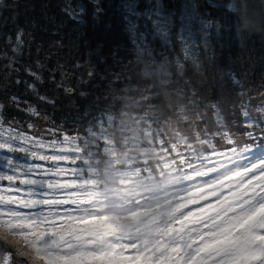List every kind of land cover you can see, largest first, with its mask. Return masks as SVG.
<instances>
[{
	"label": "snow or ice",
	"instance_id": "obj_1",
	"mask_svg": "<svg viewBox=\"0 0 264 264\" xmlns=\"http://www.w3.org/2000/svg\"><path fill=\"white\" fill-rule=\"evenodd\" d=\"M149 2L145 16L152 39L163 46L160 59L149 33L138 31L129 19L132 59L125 63L113 53L121 70L112 73L110 87L131 81L127 69L144 81L158 78L162 86L186 75L189 63L201 69V47L206 52L210 45L206 31L199 42L192 31L195 3L185 5L176 34L183 59H173L166 53L175 51V21L161 0ZM64 11L78 18L71 7ZM127 11L141 16L134 4ZM200 22L203 29L212 26ZM22 36L18 31L13 52L23 44ZM129 90L116 92L114 104ZM145 91L149 94L141 93L140 101L155 107L160 94ZM189 91L193 98L202 95L195 88H179L188 102L178 110L172 105L168 115L145 111L118 124L111 111L102 110L86 135L55 125L40 131L32 122L29 134L21 121L0 114V182H8L0 184V264H264V103L256 108L259 118L241 103L239 118L231 120L211 103L216 126L210 129L207 113L188 99ZM10 102L20 106L17 96ZM3 108L0 104V113ZM21 110L41 115L35 107ZM172 120L178 122L174 139L160 126ZM179 122L192 134L182 133Z\"/></svg>",
	"mask_w": 264,
	"mask_h": 264
},
{
	"label": "trees",
	"instance_id": "obj_2",
	"mask_svg": "<svg viewBox=\"0 0 264 264\" xmlns=\"http://www.w3.org/2000/svg\"><path fill=\"white\" fill-rule=\"evenodd\" d=\"M161 3L165 14H171L175 21L171 30L175 51L166 53L173 59L176 55L183 59L176 34L185 5L195 3L197 20L192 22V31L198 42L201 32L206 31L210 45L206 52L201 47V69L197 71L187 64L186 75L174 76L168 86H162L158 78L141 80L136 72L127 69L131 81L121 83L116 89L110 87L109 81L112 73L121 68L114 61L113 53L125 63L132 59L129 19L137 23L138 31L149 33V43L156 50L157 60L160 59L163 46L158 38L152 39V25L145 16L152 7L149 0H0V104L4 105L0 114L6 120L21 121L20 127L29 134L33 130L28 128V122H32L40 131L55 125L63 126L71 135L77 132L86 135L87 128L105 109L116 116L118 124L145 111L157 115L173 113L172 105L178 110L188 102L178 94L179 88L187 87L201 92L200 97L193 98L189 91L188 99L198 101L200 111L207 113L205 119L210 129L216 126L211 103H217L229 120L239 118L241 103L249 105L254 119L259 118L256 108L264 103L261 96L264 93V0H161ZM129 4H134L140 17L129 14ZM68 7L77 12L78 18L73 19L64 11ZM97 8L101 11L97 12ZM200 21L212 26L203 29ZM20 30H23V44L19 51L13 52ZM25 69L37 73L40 79ZM17 79L21 81L19 84ZM126 86L130 90L121 92L124 99L114 104L115 93ZM69 88L71 92L66 91ZM149 88L152 93L160 94L154 98L153 108L140 101L141 93L149 94L145 91ZM11 96L20 98L19 107L10 102ZM41 96L53 103L42 101ZM30 106L41 115L33 117L21 110ZM121 111L128 115L122 116ZM44 116L48 117L47 121ZM177 123L172 120L171 125L160 126L174 139ZM179 130L192 134L183 122H179Z\"/></svg>",
	"mask_w": 264,
	"mask_h": 264
}]
</instances>
